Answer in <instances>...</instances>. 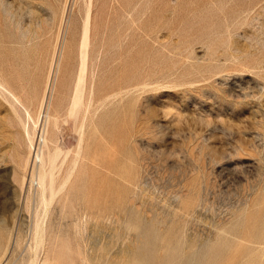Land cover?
Segmentation results:
<instances>
[{
	"label": "rangeland",
	"instance_id": "374dc122",
	"mask_svg": "<svg viewBox=\"0 0 264 264\" xmlns=\"http://www.w3.org/2000/svg\"><path fill=\"white\" fill-rule=\"evenodd\" d=\"M85 24L91 46L73 118ZM0 82L24 106L0 87L3 244L13 237L3 264H28L39 213L50 253L71 249L78 260L80 250L90 264H133L151 226L171 251L209 241L212 254L220 237L236 233L244 250L264 229V0H0ZM24 124L40 149L39 134L59 136L57 185L73 171L47 211L28 199Z\"/></svg>",
	"mask_w": 264,
	"mask_h": 264
},
{
	"label": "bare ground",
	"instance_id": "6f19581e",
	"mask_svg": "<svg viewBox=\"0 0 264 264\" xmlns=\"http://www.w3.org/2000/svg\"><path fill=\"white\" fill-rule=\"evenodd\" d=\"M91 2V1H90ZM88 12V11H87ZM90 13V12H89ZM90 15V14H89ZM90 17V16H89ZM90 21V20H89ZM87 23V22H85ZM90 23V22H89ZM86 25V24H85ZM90 25V24H89ZM89 25L87 24L83 31V35H82V42H81V56H80V70H79V74H78V80H76V85L75 86V91H74V99H73V102L71 104L69 108V114L73 116V118H76L78 116V113H79V109L81 108L80 105H82V86H83V83H84V79H85V72H86V69H87V62H88V49L90 48L91 44L89 45V38L91 37L90 36V30L89 29ZM54 62H55V59H54ZM52 62V63H54ZM57 64V61L55 62ZM55 65V64H54ZM59 66V65H58ZM53 68V66H51ZM55 67V66H54ZM57 67V66H56ZM55 69V68H54ZM54 72V70L52 69L50 72ZM56 72V71H55ZM58 72V71H57ZM59 73V72H58ZM78 73V71H77ZM53 75V74H52ZM52 75H51V79H52ZM50 76V75H49ZM55 76V74H54ZM57 77V75H56ZM49 78V77H48ZM49 80V79H48ZM55 83V82H54ZM75 83V81H74ZM73 83V84H74ZM7 84V83H6ZM47 84L49 85V82H47ZM48 85L46 87H48ZM51 86V85H50ZM85 86V84H84ZM0 87L5 90L9 96L11 97L10 99L13 98V100L17 103L21 102L19 96H17V94L11 90L10 88H8L5 84H3V82H0ZM85 88V87H84ZM84 91V95H85V90ZM4 92V91H2ZM49 91L47 89H45V92H44V98L42 97L43 101H41V106H40V111L43 109H47V97H48V93ZM1 93V91H0ZM93 93V92H91ZM2 94V93H1ZM5 94V93H4ZM2 94V96L4 95ZM6 95V94H5ZM4 95V96H5ZM83 95V96H84ZM3 96V97H4ZM7 96H5L6 98ZM41 99V100H42ZM49 99V98H48ZM46 101V102H45ZM72 101V100H71ZM13 103V102H12ZM14 104V103H13ZM12 104V105H13ZM22 106H23V103L21 102ZM25 105V104H24ZM49 106V104H48ZM24 107V106H23ZM22 107V108H23ZM79 108V109H78ZM25 110V113L28 114V116H30V113L28 111V108L25 107L24 108ZM49 109V108H48ZM15 111L18 112L17 108H15ZM39 111V112H40ZM43 111V110H42ZM41 111V112H42ZM47 111V110H46ZM45 111V113H46ZM43 113V112H42ZM48 113H49V110H48ZM46 114L48 115V118H49V115L50 114ZM41 115V114H40ZM68 115V114H67ZM71 116V117H72ZM41 117V116H40ZM56 117V116H55ZM53 116V120H55V118ZM42 118V117H41ZM40 118V119H41ZM43 118H46V116H44ZM46 118V121L50 119ZM59 118H61L59 116ZM58 118V120H59ZM39 119V117H38ZM39 119V120H40ZM37 120V119H36ZM57 120V118H56ZM55 120V121H56ZM57 120V121H58ZM42 121V120H41ZM56 121V122H57ZM56 122H54L53 124H55ZM37 123V122H36ZM37 124H39V122ZM43 123V121H42ZM50 125L48 122H44V124L47 126V124ZM34 124V123H33ZM44 124H43V127H44ZM52 124V125H53ZM58 123H56L57 125ZM42 125V124H41ZM55 125V126H56ZM59 125V124H58ZM39 126V125H38ZM37 126V127H38ZM54 126V125H53ZM35 127V126H34ZM33 128V127H32ZM31 128V129H32ZM36 128V127H35ZM55 128H58L57 126ZM42 129V128H41ZM44 129V128H43ZM46 129V128H45ZM34 130V129H33ZM59 130V129H58ZM24 131H25V134L27 137V146L29 147V150H30V153L29 155L27 156L28 158L24 161L25 165H30V174H29V177L27 178L25 176V179L24 180H29L30 181V185H32L31 187H36V192L35 194H29V197L28 199L30 200H33L34 201H38V204H40V206L44 207L42 210L43 211H47L48 207L50 208V204L53 202L54 199H56L57 197H59V194L62 192L63 189L66 188V185L68 184V177L70 176V174L73 172V171H69L68 172V175L67 177H65L64 181L62 184H59L57 185V179H56V176H55V171H56V168H57V162H58V159L60 157V155L62 154V151H63V147L60 148L61 146L58 145V142H55V140L57 141V138L59 136L56 137L55 139V130L54 128L52 129V133L50 135H48L47 133L50 131H48L46 133L45 132H42L41 134H39L38 136V139L40 142H42L43 146L47 148V150L45 149H40L38 147H36L35 145V142H34V136L32 134H35V133H32L29 128V125H26L24 124ZM35 131V130H34ZM41 132V130H40ZM36 135V134H35ZM58 135V134H57ZM37 138V136H36ZM26 140V139H25ZM59 141V140H58ZM82 138L79 139V150H81L82 148ZM38 143V142H37ZM57 143V144H55ZM51 144H55V146H50ZM41 146V144L39 145ZM60 146V147H59ZM28 152V151H27ZM31 156H32V160H31ZM78 161V156L76 159H74V162L75 164L77 163ZM24 167V165H23ZM28 167V166H27ZM26 167V168H27ZM22 168V167H20ZM24 168V169H26ZM27 170V169H26ZM25 172V170H24ZM28 173V172H27ZM22 175H25L24 173ZM28 175V174H27ZM24 177V176H23ZM22 179V180H23ZM23 180V181H24ZM25 182H23L24 184ZM25 185V184H24ZM55 201V200H54ZM37 204V206H38ZM53 204V203H52ZM129 204V203H128ZM50 205V206H49ZM135 206V204H133ZM128 207V205H127ZM129 208V207H128ZM131 208V207H130ZM40 209V208H39ZM37 209V210H39ZM45 209V210H44ZM134 209V208H133ZM36 210V211H37ZM123 210V209H122ZM135 210V209H134ZM133 210V212H134ZM138 210V208H137ZM35 211V212H36ZM126 211V213L128 212L129 216L131 214V212L127 211V210H124ZM132 211V210H131ZM136 211V210H135ZM140 212V210H138ZM41 212V211H39ZM37 211V213H39ZM123 212V211H122ZM132 212V213H133ZM135 213H138V212H134ZM36 214V213H35ZM40 214V213H39ZM39 214H36L37 216L35 217V220H34V223H33V226H32V244H30L29 247H31V253H30V258L28 259V264H79L80 261H83V263H89V258L87 255H83L81 253L80 250H78L76 252V254H78V257L79 259L77 260L76 259V255L73 253V251L70 249L69 252H68V256H66L65 258L62 259V257L58 254H54L52 255L50 253V248H46L45 245L47 244V225H46V218L47 217H42L43 214L41 213L40 215H42L40 217ZM143 214V213H142ZM141 214V215H142ZM45 215V214H44ZM132 215V214H131ZM46 216V215H45ZM126 216V215H125ZM134 216V215H133ZM135 217H136V214H135ZM154 217V216H152ZM134 218V217H133ZM146 218V217H145ZM143 216L142 217H137L135 220L137 222V227L140 226V230H141V233H143V229H144V223H142L143 219H145ZM158 218V217H157ZM126 219V218H125ZM149 219V218H148ZM133 220V219H132ZM134 220V221H135ZM147 220V219H146ZM149 221V220H148ZM147 221V222H148ZM161 221V220H160ZM262 221V220H261ZM264 221V219H263ZM136 222H133L136 223ZM144 222V221H143ZM151 222V219L150 221ZM154 222V221H153ZM152 223V222H151ZM262 223L264 224V222H261V224H259L257 227L259 228L260 225H262ZM146 224V223H145ZM155 224V223H153ZM159 226V225H158ZM157 227V225H156ZM256 227V228H257ZM261 227V226H260ZM264 227V226H263ZM153 232L151 234V239L150 240H147L146 241H143L142 244H139L138 247L135 249L136 251L132 252L134 255H135V259L133 260V264H200L201 261L205 260L207 257H213V259H215V261H219L222 263L221 264H225L224 261H231V260H237L238 257H241V259H245L244 257L246 258H249V259H253V258H257L259 257L257 260H261L262 257H264V229L263 228H260V229H256L257 231L253 232V235L252 237H248L250 238V242L252 244H250L249 246H245L243 247L244 250H240V245L238 243H236V240H232V239H236L235 235L236 233H234V237H224V238H219L220 241H218L217 243V248L218 250H216L215 248V252H213V254L210 252V244H209V241L205 242V244H203V249L199 250L198 251V248L196 249L197 251H184V250H180V251H171L170 247H169V241L168 240H165L166 238H162L160 235L161 232H159V236L155 233V229H154V226H151ZM163 228V227H162ZM149 229V228H148ZM160 230V229H158ZM168 230V229H167ZM166 230V232H167ZM177 230V229H176ZM176 230H175V233H176ZM180 230V229H179ZM219 230V229H218ZM149 231V230H148ZM146 230V233L148 232ZM173 231V230H172ZM220 231V230H219ZM223 233H225L223 231V229L221 230ZM234 231V230H233ZM254 231V230H253ZM163 232V230H162ZM169 232V230H168ZM235 232V231H234ZM140 233V234H141ZM150 233V232H149ZM215 233V232H214ZM220 233V232H219ZM139 234V233H138ZM156 234V236H155ZM164 234V233H163ZM228 234V233H227ZM230 234V235H231ZM250 234V233H249ZM142 235V234H141ZM165 235V234H164ZM169 235V234H168ZM167 235V236H168ZM211 235V234H210ZM213 235V234H212ZM216 235V234H214ZM219 235V234H217ZM221 235V234H220ZM137 236V235H136ZM148 236V235H147ZM166 236V237H167ZM172 236H176L174 235V232H173V235ZM251 236V234H250ZM149 237V238H150ZM198 237V236H197ZM196 237V238H197ZM214 237V236H213ZM217 238L219 236H216ZM174 238V237H172ZM209 238V237H208ZM207 238V239H208ZM232 238V239H230ZM12 239L13 237H9V239L7 240V242L5 244H3V230H2V227H0V249H1V256H0V264H3L4 262H7L9 256H10V251H11V242H12ZM137 239V238H136ZM140 239H143L142 236ZM206 239V240H207ZM211 239V237H210ZM240 239V238H239ZM157 240H159V246H158V242ZM171 240V238H170ZM173 240V239H172ZM176 240V238H175ZM181 240V239H180ZM179 240V241H180ZM185 240V239H184ZM191 240V239H190ZM203 240V239H202ZM205 240V239H204ZM214 240V239H213ZM216 240V239H215ZM238 240V239H237ZM241 240V239H240ZM239 240V241H240ZM248 240V241H249ZM187 241V240H186ZM173 242V241H172ZM171 242V243H172ZM190 241H188L187 243H189ZM195 242V241H194ZM198 242H201L198 240ZM243 242V241H241ZM249 242V243H250ZM141 243V242H140ZM175 243V242H174ZM180 243V242H179ZM184 243V242H183ZM183 243L181 244L183 246ZM186 243V242H185ZM202 243V242H201ZM245 242L241 243L244 244ZM195 244V243H193ZM200 245V244H199ZM202 245V244H201ZM248 245V244H247ZM196 246V245H195ZM202 247V246H201ZM241 247V249H242ZM44 248V250H43ZM181 248V247H180ZM182 249H185L184 247ZM33 250V251H32ZM40 250L42 251L43 250V255L42 257L39 256L40 255ZM134 250V249H133ZM132 250V251H133ZM179 250V248L177 249ZM187 250V248H186ZM195 250V249H194ZM84 257H82V255ZM82 257V258H81ZM177 259H179V261H177ZM181 259V260H180ZM196 259V261H195ZM239 259V258H238ZM242 259V261H244ZM80 260V261H79ZM132 260V259H131ZM130 260V261H131ZM235 260V261H236ZM248 259H246V262H247ZM235 261H234V264H235ZM242 261L240 264H242ZM253 261H256V259H254ZM205 262V261H204ZM203 262V263H204ZM211 262V261H210ZM218 262V263H219ZM226 262V263H227ZM232 262V261H231ZM240 262V261H239ZM244 262V263H246ZM252 262V261H251ZM250 262V263H251ZM264 263V261H262ZM82 263V262H81ZM91 263V262H90ZM89 263V264H90ZM243 263V264H244ZM255 263H261V262H255ZM210 264V263H209ZM212 264V263H211ZM230 264V263H228ZM236 264H237V261H236ZM247 264V263H246ZM252 264H254L252 262ZM262 264V263H261Z\"/></svg>",
	"mask_w": 264,
	"mask_h": 264
}]
</instances>
